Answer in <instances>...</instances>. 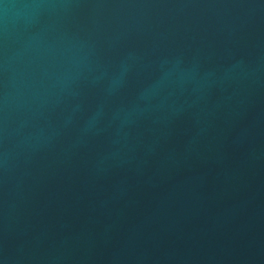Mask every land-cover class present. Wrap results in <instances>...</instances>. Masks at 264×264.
<instances>
[{
  "label": "water",
  "instance_id": "obj_1",
  "mask_svg": "<svg viewBox=\"0 0 264 264\" xmlns=\"http://www.w3.org/2000/svg\"><path fill=\"white\" fill-rule=\"evenodd\" d=\"M0 264H264V0H0Z\"/></svg>",
  "mask_w": 264,
  "mask_h": 264
}]
</instances>
